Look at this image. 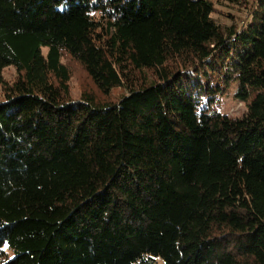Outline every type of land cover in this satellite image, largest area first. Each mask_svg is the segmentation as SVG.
I'll return each mask as SVG.
<instances>
[{
	"label": "trees",
	"instance_id": "16d2710c",
	"mask_svg": "<svg viewBox=\"0 0 264 264\" xmlns=\"http://www.w3.org/2000/svg\"><path fill=\"white\" fill-rule=\"evenodd\" d=\"M219 1L0 0V264H264V0Z\"/></svg>",
	"mask_w": 264,
	"mask_h": 264
},
{
	"label": "rangeland",
	"instance_id": "374dc122",
	"mask_svg": "<svg viewBox=\"0 0 264 264\" xmlns=\"http://www.w3.org/2000/svg\"><path fill=\"white\" fill-rule=\"evenodd\" d=\"M217 5V13L215 14L216 18H218L221 22H228L229 18L226 17L227 13H233L235 12V9L232 7H229L225 5L224 3H221L219 0H214ZM72 80H71V87L73 94L76 96H79L83 88L86 87L88 83V78L84 71L77 65H72ZM16 77V69L15 67L11 66L8 68H5L0 71V98L3 97L2 87L3 82H8L14 79ZM121 93L119 90H114L112 93V96L115 98L117 95ZM221 110L233 117H242L245 112L246 108L245 105L236 100L232 96H226L223 99V103L221 105ZM159 264H164L163 261H159Z\"/></svg>",
	"mask_w": 264,
	"mask_h": 264
}]
</instances>
